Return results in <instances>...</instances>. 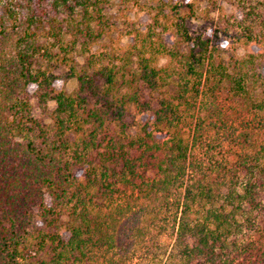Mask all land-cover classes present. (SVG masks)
Wrapping results in <instances>:
<instances>
[{
  "label": "trees",
  "instance_id": "trees-1",
  "mask_svg": "<svg viewBox=\"0 0 264 264\" xmlns=\"http://www.w3.org/2000/svg\"><path fill=\"white\" fill-rule=\"evenodd\" d=\"M115 1L0 0V263L264 264V11L238 5L259 49L229 65L190 34L197 1L147 0L146 29L92 54ZM144 87L161 99L133 135ZM225 94L236 129L216 118ZM33 98L56 103L50 124ZM34 206L44 228L26 226Z\"/></svg>",
  "mask_w": 264,
  "mask_h": 264
},
{
  "label": "rangeland",
  "instance_id": "rangeland-1",
  "mask_svg": "<svg viewBox=\"0 0 264 264\" xmlns=\"http://www.w3.org/2000/svg\"><path fill=\"white\" fill-rule=\"evenodd\" d=\"M182 1L192 3L197 1L195 7V13H187L184 17H188L189 32L194 38H203L210 41V48L213 49L214 55L217 58L224 60L226 64L234 62L235 59H242L251 50L257 52L258 47L244 44L245 31L239 26L236 19H242V15L238 10V5H246L247 11L251 8H256L264 11V0H174L175 4H181ZM147 0H128L126 3L122 0H116L109 11V15L115 17V23L117 25L115 30H112V37L108 39L106 43L97 45L91 49L92 54L103 53L111 47L115 49L126 47L129 43V39L126 35L127 27H130L131 23L137 29H146L148 25L152 23V17L150 7L146 5ZM260 20L262 15L253 16V19ZM262 29V35H264V22L258 24ZM170 60L167 57H162L158 60V67L164 68L169 64ZM264 72V70H263ZM58 78L55 81V87L58 91H66L68 93L74 92L78 87V81L74 78H66L63 74L59 73ZM178 83H173L171 90L173 91L177 87ZM36 87L34 85L29 86V92L33 95ZM161 96L159 92H152L149 88L144 87L142 92L143 102L151 107L150 111L139 112L134 108L129 110L127 114L126 122L130 127V132L136 135L140 130V127L145 124H152L154 122V110L159 107V101ZM32 113L33 116L45 124L51 123V117L49 112H52L56 108L55 102L48 104L47 112L42 111L38 107L36 99H32ZM220 108H223L225 117L216 118L220 120L223 125L231 126L236 129L241 120L242 113L235 109V103L231 100L229 95H223L221 101H219ZM31 216L27 222L28 229L32 228H44L42 220L40 219V211L38 206L31 208ZM1 264V263H0Z\"/></svg>",
  "mask_w": 264,
  "mask_h": 264
}]
</instances>
